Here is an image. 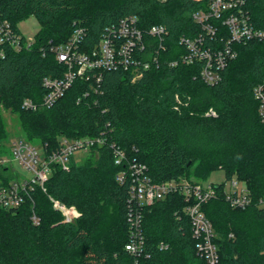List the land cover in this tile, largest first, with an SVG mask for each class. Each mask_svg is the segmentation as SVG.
<instances>
[{
  "label": "trees",
  "instance_id": "1",
  "mask_svg": "<svg viewBox=\"0 0 264 264\" xmlns=\"http://www.w3.org/2000/svg\"><path fill=\"white\" fill-rule=\"evenodd\" d=\"M248 4L254 22L264 28V0ZM204 7L203 0H0L2 17L15 28L31 15L41 25L31 47L18 51L9 46L0 55V148L6 137L1 106L18 110L29 138L49 152L63 135L106 134L110 140L83 163L53 164L45 190L35 186L18 208L0 206V264H135L125 249L130 182L117 179L124 166L116 164L111 142L147 164L157 182L181 175L204 180L218 169L226 180L237 176L244 181L252 205L231 206L225 180L217 183V197L203 210L216 231L217 264H264V206L258 205L264 197V121L253 92L264 80V41L236 44L238 56L222 69L217 83L208 84L201 76L203 61H181L188 52L183 37L201 34L199 45L218 49L230 35L222 20L215 22L216 33L208 34L194 17ZM130 15L145 31L155 24L168 30L158 62L142 77L133 80L124 69L104 70L100 80L89 73L52 106L23 107L26 98L43 99L45 77L66 71L52 45L65 43L81 25L85 33L79 47L91 50ZM146 38L150 50L158 48L155 38ZM173 60L178 64L171 65ZM211 108L216 116L207 114ZM11 178L9 166L0 164V185ZM52 198L76 206L81 215L65 222ZM185 204L182 196L170 194L143 209L150 256L139 264H208L197 250ZM161 241L169 247L160 249Z\"/></svg>",
  "mask_w": 264,
  "mask_h": 264
},
{
  "label": "built area",
  "instance_id": "2",
  "mask_svg": "<svg viewBox=\"0 0 264 264\" xmlns=\"http://www.w3.org/2000/svg\"><path fill=\"white\" fill-rule=\"evenodd\" d=\"M203 1L205 7L194 13L195 19L202 24L209 35H214L217 31L216 20H222L230 35L223 47L218 49L199 45V42L203 41L201 34L194 39L183 37L182 42L187 46L188 52L182 55L181 61L187 64L203 61L201 76L205 82L213 85L220 80L221 71L228 62L238 56L239 51L235 45L250 40L264 41V28L254 22L249 0ZM84 33L85 28L79 25L65 43L50 47L57 59L65 65L66 71L60 77H45L43 85L46 93L43 99L35 102L26 98L23 101L24 108L37 110L52 106L64 96L78 77H84L89 73H93L97 80H100L104 70L124 69L132 73L133 80H137L158 62V54L162 48L164 49V38L168 30L162 24H155L145 31L139 25V18L130 15L123 17L117 27L110 28V33L103 35L98 44L88 51L79 47ZM146 35L157 40L158 48L149 49L150 44ZM33 43L34 38L27 39L19 29L2 17L0 10V55H5L6 47L10 46L19 51L24 47H31ZM178 62L179 60H173L171 65H176ZM253 92L259 102L261 119L264 121V80L255 85ZM207 114L216 116L217 112L211 108ZM109 141L106 134L75 138L63 135L58 148L49 152L46 145L37 146L23 137L13 140L10 155L7 156L8 158L1 157L0 164L8 166L9 161H16L30 172V176H19V179L12 178L8 183H2L0 206L7 209L18 208L30 198L35 186H41L45 190V184L52 174L53 164L66 168L74 160L76 152L90 154ZM110 145L115 152L116 164L124 166L117 175L118 181L130 182V231L125 249L134 257L135 264H139L140 258L150 256L148 238L143 227V209L170 194H178L184 198L186 204L183 213L190 219L192 233L197 240V250L208 264H217L220 253L215 241L216 231L203 210L205 203L217 197V183L206 184L195 176L187 175L154 181L149 174L147 164L136 158H130L126 150L117 146L115 142H111ZM229 185V189L224 190V195L231 206L244 209L252 205L253 199L244 181L234 176L230 179ZM52 201L62 212L65 222H72L81 215L74 205L68 206L54 198ZM258 205L264 206V197L260 198ZM32 218L35 224L40 223L36 213ZM158 247L167 249L169 244L161 241Z\"/></svg>",
  "mask_w": 264,
  "mask_h": 264
},
{
  "label": "rangeland",
  "instance_id": "3",
  "mask_svg": "<svg viewBox=\"0 0 264 264\" xmlns=\"http://www.w3.org/2000/svg\"><path fill=\"white\" fill-rule=\"evenodd\" d=\"M18 27L19 30L23 33V35L27 39H32L35 38V35L41 28V25L38 19L34 15H31L28 18L20 21L18 23ZM1 113L6 124V137L4 138L2 147L0 148V158L1 157L8 158L7 156L10 155V148L12 145V141L20 137L31 139L32 141L35 142V144H37V146L41 145L38 139L29 138L28 134L24 130L18 110H13L12 108L1 106ZM88 156H89L88 153L78 151L74 155V161L78 164L83 163ZM8 166L11 176L14 175V178L16 179H19L18 178L19 176L20 177L30 176V172L16 161L13 162L9 161ZM225 180H226L225 171L223 169H218L213 171L208 178L202 181H204V183L206 184H209V183H221ZM229 182L230 180H226L224 185V190L229 189L230 186Z\"/></svg>",
  "mask_w": 264,
  "mask_h": 264
}]
</instances>
